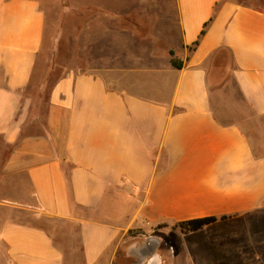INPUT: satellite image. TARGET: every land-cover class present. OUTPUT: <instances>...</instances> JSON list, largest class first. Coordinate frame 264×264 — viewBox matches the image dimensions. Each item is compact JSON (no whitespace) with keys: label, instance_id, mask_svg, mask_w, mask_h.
Listing matches in <instances>:
<instances>
[{"label":"crops","instance_id":"obj_1","mask_svg":"<svg viewBox=\"0 0 264 264\" xmlns=\"http://www.w3.org/2000/svg\"><path fill=\"white\" fill-rule=\"evenodd\" d=\"M41 5L0 0V264H112L133 230L209 216L227 219L200 231L256 228L243 264H264V0L127 2L126 35H80L122 56L66 68L43 112ZM222 75L241 123L212 109ZM200 231L178 233L196 248Z\"/></svg>","mask_w":264,"mask_h":264},{"label":"rangeland","instance_id":"obj_2","mask_svg":"<svg viewBox=\"0 0 264 264\" xmlns=\"http://www.w3.org/2000/svg\"><path fill=\"white\" fill-rule=\"evenodd\" d=\"M129 1L131 0H41L45 29L38 59L39 75L35 77L40 78L42 85L38 92L33 91L34 97L38 98L41 112L49 88L64 74L66 68L79 69L87 63H107L117 56H122L117 51L113 52L116 48L112 45L105 48L107 53L92 54L89 45L86 48L81 44L80 35L81 31H84V37L89 41L95 33L105 34L109 28L126 35L127 23H123L125 26L122 29H116L120 23L110 19L117 13H126L130 8L127 5ZM227 54L223 51L218 56L225 66L229 64ZM210 89L212 109L217 120L223 123H241L245 120L247 110L241 106L239 95L229 76H217L215 85ZM237 228L228 224L204 229L205 231H200L195 237L198 242L196 248L185 244L183 237L178 233L179 228L175 226L133 230L129 232L128 242L121 247L112 264H149L148 259L156 253L166 264H222L229 260L232 264L251 263L259 250L256 228H249L244 232ZM155 240L159 243L156 244ZM146 242L150 245L149 257L139 258L126 254L129 245L136 244L139 251L146 247Z\"/></svg>","mask_w":264,"mask_h":264},{"label":"trees","instance_id":"obj_3","mask_svg":"<svg viewBox=\"0 0 264 264\" xmlns=\"http://www.w3.org/2000/svg\"><path fill=\"white\" fill-rule=\"evenodd\" d=\"M204 31H201L200 32V36H203L204 35ZM199 41H195L194 42V46L198 45ZM170 53V56H171V60H170V63L172 66H174L175 69H181L183 67V63L177 59H175L174 57H172V53ZM227 217H221L220 219H217L215 218L214 216H209V217H204V218H199V219H189V220H186V221H183V222H180L178 223L175 227H178L179 230L182 232V233H189V232H192V233H196L200 230H202L204 227L208 226V225H211V224H215L218 220H221V221H224L226 220ZM165 225H160L158 227H164Z\"/></svg>","mask_w":264,"mask_h":264},{"label":"clouds","instance_id":"obj_4","mask_svg":"<svg viewBox=\"0 0 264 264\" xmlns=\"http://www.w3.org/2000/svg\"><path fill=\"white\" fill-rule=\"evenodd\" d=\"M137 245L136 244H131L129 247L126 249V254L136 257L137 256ZM149 264H164L163 258L156 253L154 256H152L150 259H148Z\"/></svg>","mask_w":264,"mask_h":264},{"label":"flooded vegetation","instance_id":"obj_5","mask_svg":"<svg viewBox=\"0 0 264 264\" xmlns=\"http://www.w3.org/2000/svg\"><path fill=\"white\" fill-rule=\"evenodd\" d=\"M146 247H148V246H150V245H148V243L146 242ZM156 244H154V246H155ZM144 248V249H141V250H139L138 252H137V256L136 257H139V258H142V257H149V255H150V249H149V247L148 248ZM138 263H140V261L138 262Z\"/></svg>","mask_w":264,"mask_h":264},{"label":"water","instance_id":"obj_6","mask_svg":"<svg viewBox=\"0 0 264 264\" xmlns=\"http://www.w3.org/2000/svg\"><path fill=\"white\" fill-rule=\"evenodd\" d=\"M151 242H152V240H151Z\"/></svg>","mask_w":264,"mask_h":264}]
</instances>
